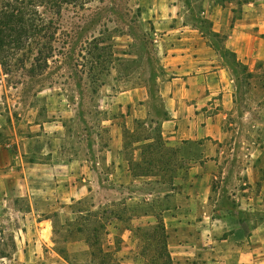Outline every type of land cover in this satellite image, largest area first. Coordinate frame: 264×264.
Returning a JSON list of instances; mask_svg holds the SVG:
<instances>
[{
  "label": "rangeland",
  "instance_id": "rangeland-1",
  "mask_svg": "<svg viewBox=\"0 0 264 264\" xmlns=\"http://www.w3.org/2000/svg\"><path fill=\"white\" fill-rule=\"evenodd\" d=\"M17 1L0 0V13L11 12L7 7L18 6ZM35 1V36L0 54V146L18 137L49 134L52 120H62L66 160L87 167L92 193L72 205L58 204L61 215L51 218L53 228L49 222L38 224L44 218L32 214L27 196L6 193L0 185V264H167L162 215L178 204L176 182L191 160L180 156L177 142L160 138L167 117L160 87L173 77L167 71L172 66L165 59L169 43L147 11L174 3L186 13L204 0ZM38 51L51 54L47 66L33 65ZM257 69L250 74L240 66V80L264 87V62ZM240 97L238 113L227 125L231 138L224 162L245 157L241 142L258 124L264 141V89H249ZM135 113L145 118H127ZM116 129L135 182H102L99 187L98 173L111 169L107 147ZM27 149V160H35L32 154L48 159V145ZM1 160L7 163L4 153ZM234 169L222 172L234 177ZM213 189L199 207L229 211L233 203L224 191L230 193L233 185L217 182ZM132 195L139 200H129ZM213 260L205 250L199 264H215Z\"/></svg>",
  "mask_w": 264,
  "mask_h": 264
},
{
  "label": "crops",
  "instance_id": "crops-1",
  "mask_svg": "<svg viewBox=\"0 0 264 264\" xmlns=\"http://www.w3.org/2000/svg\"><path fill=\"white\" fill-rule=\"evenodd\" d=\"M147 14L162 32V40L169 43L165 59L167 66H172L167 71L173 77L160 87L167 112L161 133L166 142L179 144L182 158L191 160L176 182L178 204L162 215L171 238L168 250L172 260L175 264H199L203 252L209 250L215 264H264V141L259 139L260 124L241 142L245 157L222 160L225 143L231 138L227 125L244 99L240 94L264 89L239 78L240 66L253 74L259 70L258 63L264 62V0H204L189 6L186 13L179 4L164 3L149 7ZM262 104L261 100L257 106ZM127 118L145 117L135 113ZM51 123L49 134L18 137L0 146V185H5L6 193L27 196L32 214L44 218L38 224L49 222L54 228L51 218L61 215L58 204L72 205L92 191L84 171L87 167L66 160L63 121L53 119ZM116 131L107 147L111 169L98 173L99 187L135 182ZM35 145L49 146L46 161L38 160V154L31 155L35 160H27V146ZM2 153L7 163L2 162ZM228 168L237 169L234 177L222 172ZM217 182L233 185V191H224V197L233 203L224 213L200 208L198 203L210 198ZM129 200L139 197L132 195ZM133 212L148 217L144 211Z\"/></svg>",
  "mask_w": 264,
  "mask_h": 264
},
{
  "label": "trees",
  "instance_id": "trees-1",
  "mask_svg": "<svg viewBox=\"0 0 264 264\" xmlns=\"http://www.w3.org/2000/svg\"><path fill=\"white\" fill-rule=\"evenodd\" d=\"M18 6L7 7L12 8L11 12L6 13V11L0 13V54L3 53L5 48L10 44H15L17 47L31 39L36 33L35 22V11L33 10L36 1L35 0H18ZM18 36V37H17ZM51 54H43L38 51V55L34 58L33 65H40L41 67L47 66L48 61L51 58ZM43 64V65H42ZM161 140H164L162 133L160 134ZM163 231L165 235L162 236V241L164 244V249L167 253V264H173L171 254L168 250V235L163 224ZM153 237V236H150ZM149 237V238H150Z\"/></svg>",
  "mask_w": 264,
  "mask_h": 264
}]
</instances>
